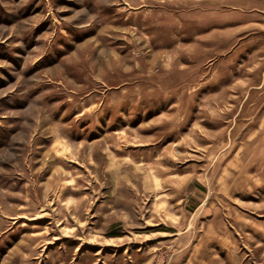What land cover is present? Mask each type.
Returning <instances> with one entry per match:
<instances>
[{"label":"rangeland","instance_id":"1","mask_svg":"<svg viewBox=\"0 0 264 264\" xmlns=\"http://www.w3.org/2000/svg\"><path fill=\"white\" fill-rule=\"evenodd\" d=\"M0 264H264V0H0Z\"/></svg>","mask_w":264,"mask_h":264}]
</instances>
